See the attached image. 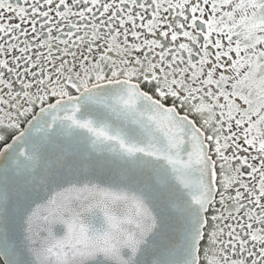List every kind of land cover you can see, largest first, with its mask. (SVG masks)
Listing matches in <instances>:
<instances>
[{
  "label": "snow or ice",
  "instance_id": "obj_1",
  "mask_svg": "<svg viewBox=\"0 0 264 264\" xmlns=\"http://www.w3.org/2000/svg\"><path fill=\"white\" fill-rule=\"evenodd\" d=\"M0 264H264V0H0Z\"/></svg>",
  "mask_w": 264,
  "mask_h": 264
}]
</instances>
